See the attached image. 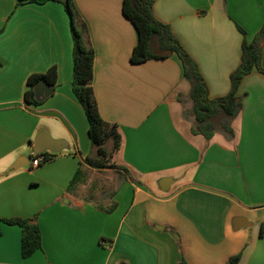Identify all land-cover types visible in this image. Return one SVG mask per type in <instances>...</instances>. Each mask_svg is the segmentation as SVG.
<instances>
[{"label":"crops","instance_id":"0c3cea01","mask_svg":"<svg viewBox=\"0 0 264 264\" xmlns=\"http://www.w3.org/2000/svg\"><path fill=\"white\" fill-rule=\"evenodd\" d=\"M123 2L74 0L76 26L95 51L99 111L122 135L111 164L134 179L119 175L121 186L101 201L93 177L112 169L85 162L96 150L73 92L64 5L0 0V219L37 216L43 236V250L24 259L21 228L0 221V264H226L237 254L242 264H264V75L254 70L242 82L233 138L194 135L181 59L133 63L139 37ZM154 15L217 99L230 93L244 41L264 26V0H157ZM52 67L53 96L27 104L29 77ZM42 131L63 150L47 151L54 160L31 171Z\"/></svg>","mask_w":264,"mask_h":264},{"label":"trees","instance_id":"16d2710c","mask_svg":"<svg viewBox=\"0 0 264 264\" xmlns=\"http://www.w3.org/2000/svg\"><path fill=\"white\" fill-rule=\"evenodd\" d=\"M50 1L63 4L72 22L74 39L73 92L85 110L90 126L89 136L93 148L96 150L94 154L85 158V162L90 167L98 170L112 169L114 173L124 177V179L133 181L134 179L125 169L111 164L114 153L122 146V135L119 126L105 121L99 111L93 87L95 51L87 46L81 30L76 26L74 0H19L18 5L28 3L44 5ZM156 1L124 0L123 2V14L135 26L139 37L131 61L135 64L152 60L163 61L177 54L184 66V78L191 85L194 118L192 133L203 136L208 140H211L217 133H223L228 138H233L235 136L234 120L243 110V99L238 96L242 82L254 70L264 75L262 66L264 26L252 43L244 41L242 63L231 76L230 93L225 97L211 99L208 86L203 79L197 62L176 39L170 26L160 22L155 17L154 5ZM240 30L245 34L242 29ZM2 66L0 62V71ZM58 80L57 67H52L44 74L31 75L25 92L26 103L32 106L42 105L53 96ZM41 82H45L53 91L50 96L38 97L36 87ZM110 141L113 142L111 151L107 148ZM52 160H54V157H51L49 162ZM122 170L126 171V175H123ZM81 176L82 174L79 172L71 185L78 184ZM0 221L21 228L22 256L24 259H28L38 251L43 250V236L37 216L33 218L0 219ZM241 260V254H237L230 257L226 264H242ZM181 264H187V262L183 260Z\"/></svg>","mask_w":264,"mask_h":264},{"label":"rangeland","instance_id":"374dc122","mask_svg":"<svg viewBox=\"0 0 264 264\" xmlns=\"http://www.w3.org/2000/svg\"><path fill=\"white\" fill-rule=\"evenodd\" d=\"M184 94L186 95V100H191V85L187 82L184 86ZM188 95V96H187ZM113 142L110 141L107 144L108 150H112ZM96 182V186L99 189V195L97 198L101 200L105 197H109L110 193L117 190L122 182L123 178H121L118 174L114 173L112 170L110 171H103L98 175L93 177V184ZM102 191V193H101ZM101 193V194H100ZM102 201V200H101Z\"/></svg>","mask_w":264,"mask_h":264},{"label":"water","instance_id":"95a60500","mask_svg":"<svg viewBox=\"0 0 264 264\" xmlns=\"http://www.w3.org/2000/svg\"><path fill=\"white\" fill-rule=\"evenodd\" d=\"M38 97L50 96L53 91L48 87L45 82H41L36 87ZM63 150V143L61 141L54 140L47 132H40L35 140V153L41 155L46 151H53L55 153H60ZM244 221V225L247 226V222Z\"/></svg>","mask_w":264,"mask_h":264},{"label":"built area","instance_id":"2783aa9c","mask_svg":"<svg viewBox=\"0 0 264 264\" xmlns=\"http://www.w3.org/2000/svg\"><path fill=\"white\" fill-rule=\"evenodd\" d=\"M50 158L51 155L47 151L41 155L35 154L31 158V171L40 168L42 165L48 163Z\"/></svg>","mask_w":264,"mask_h":264}]
</instances>
